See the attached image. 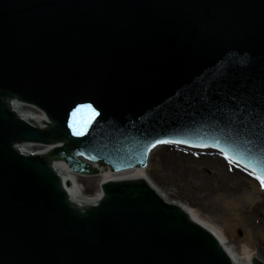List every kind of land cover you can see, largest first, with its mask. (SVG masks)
<instances>
[{"label": "water", "instance_id": "obj_1", "mask_svg": "<svg viewBox=\"0 0 264 264\" xmlns=\"http://www.w3.org/2000/svg\"><path fill=\"white\" fill-rule=\"evenodd\" d=\"M155 146L264 176V0H0V264H236L145 179L80 205L55 164L150 169Z\"/></svg>", "mask_w": 264, "mask_h": 264}, {"label": "rangeland", "instance_id": "obj_2", "mask_svg": "<svg viewBox=\"0 0 264 264\" xmlns=\"http://www.w3.org/2000/svg\"><path fill=\"white\" fill-rule=\"evenodd\" d=\"M159 147L164 151L154 153L150 169L139 173L161 180L172 169L167 152L182 153L185 161H175L178 171L189 172L199 181L197 186L183 185L184 198H192L186 204L198 218L219 227L231 244L247 246L249 255L264 257V186L260 180L213 148ZM98 183V178H79L82 190L90 195L97 192ZM199 184L206 185L204 191Z\"/></svg>", "mask_w": 264, "mask_h": 264}, {"label": "bare ground", "instance_id": "obj_3", "mask_svg": "<svg viewBox=\"0 0 264 264\" xmlns=\"http://www.w3.org/2000/svg\"><path fill=\"white\" fill-rule=\"evenodd\" d=\"M16 111H18L22 117L27 120V121H35L37 125H42V122L44 120L43 115L40 111H36L32 109L29 106H25L19 103H16ZM164 147H159L155 146L156 150H160V153L164 151ZM43 147L41 146H35L31 144L24 145V150L25 151H39L42 150ZM154 153H157V151H153L152 155ZM167 156L171 158L172 163V169L168 170V173L163 175V178L161 180L157 179H149L140 174V170H129V171H118V173H112L110 171H106L103 169H99L103 172V176H98L96 175L94 178H98L99 182L107 181L108 179H119V178H130V177H135V178H143L145 179L146 182L151 183L156 190L157 194H159L163 199L168 200V202L173 203L175 205H179L180 207H184V212L185 213H191L194 215V220L195 222L203 226L207 229H211L221 240L224 241V243L229 247V255H235L236 258V264H250L253 258H258L264 262V257H260L258 254L255 255H249L248 254V247L247 246H235V244H231L226 236H224L223 231L216 225H213L212 223H208L200 218H198L192 208L190 207L189 204H186L187 201L190 202L192 201L191 197H185L184 198V193H182V187L183 185H193L195 186L198 185L199 181L198 177L195 178L192 174L189 172H183V171H178V166H176L175 161L177 158L183 159L185 161L184 155L182 153H172V152H167ZM57 165L59 175L61 176L62 180H68L70 185L68 186V189H70L73 193V197L76 199V202L80 205H86V204H91L95 203L98 198H100L101 195V190L100 186L97 187V192L93 195L88 194L86 191L84 192L82 190V187L79 185V176L72 175L67 168L63 166L61 163H55ZM232 178V177H231ZM206 184V183H205ZM200 185V188L202 191H204V187L206 185ZM238 185L237 187H239Z\"/></svg>", "mask_w": 264, "mask_h": 264}, {"label": "snow or ice", "instance_id": "obj_4", "mask_svg": "<svg viewBox=\"0 0 264 264\" xmlns=\"http://www.w3.org/2000/svg\"><path fill=\"white\" fill-rule=\"evenodd\" d=\"M88 107H90V106H88ZM75 134L79 135L81 133L80 132H76ZM157 143H168V141H158ZM257 178L260 180L261 185L264 186V176L257 177Z\"/></svg>", "mask_w": 264, "mask_h": 264}]
</instances>
